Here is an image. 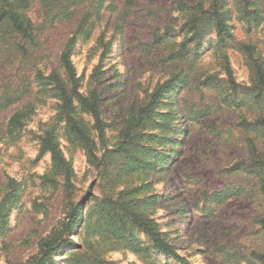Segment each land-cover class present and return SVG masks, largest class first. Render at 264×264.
Masks as SVG:
<instances>
[{"label":"rangeland","instance_id":"374dc122","mask_svg":"<svg viewBox=\"0 0 264 264\" xmlns=\"http://www.w3.org/2000/svg\"><path fill=\"white\" fill-rule=\"evenodd\" d=\"M195 3L107 0L91 24L86 16L89 37L73 52L76 83H70L57 58L71 30L55 32L51 55L38 56L8 22L9 8L0 0V220L6 222L0 225V264H32L39 241L63 220L68 202L88 219L67 234L70 245L49 264H264V201L248 170L264 160V136L256 128L264 114V87L257 102L245 49L252 45L264 64V0H249V8L258 9V23L243 16L240 0H225L233 47L219 50L211 29L194 60L181 64L175 52L190 35L182 25ZM27 14L39 23L37 0ZM175 64L188 73L187 85L167 94L159 106L166 120L159 115L147 120L132 145L137 156L127 157L120 150L127 145L121 129L157 84L180 72ZM52 70L67 90L85 97L98 91L99 126L81 107L77 112L85 120L93 159L64 134V101L47 78ZM15 115L17 126L11 127ZM50 127L73 171L68 195L60 168L52 169L49 154L38 152L39 138ZM107 191L119 201L130 196L181 261L151 249L138 229L134 241L125 239L116 223L121 211L109 215L101 203Z\"/></svg>","mask_w":264,"mask_h":264},{"label":"trees","instance_id":"16d2710c","mask_svg":"<svg viewBox=\"0 0 264 264\" xmlns=\"http://www.w3.org/2000/svg\"><path fill=\"white\" fill-rule=\"evenodd\" d=\"M107 0H37L40 6L41 20L38 24H34L28 16V9L33 0H6V5L9 10L6 11L8 22L11 23L18 36L25 42V47L30 48L33 53L38 56L43 54V57L51 55V48L55 44L54 33L58 30H71L70 36L64 43L57 62L59 67L68 76L70 83H76V73L72 62V55L81 39H86L89 34L83 30L86 16H89L90 24L99 16L97 12ZM243 8V16H251V20L257 19L260 21L257 8H249V0H240ZM195 12L192 13L186 22L182 25V31L190 34L182 42L176 53L177 61L182 64L181 60L196 55L204 36L212 29L216 36V45L219 50H224L228 47H233L231 40V25L228 24V13L225 0H210L207 6H204L201 0H196ZM98 15V16H97ZM9 32V30H7ZM237 47V46H236ZM249 51L252 70L255 73V88L256 101L260 102L262 95L258 94L263 91L264 87V64L258 54H254L253 46L250 44L245 46ZM251 49V50H250ZM252 51V52H251ZM195 63V62H194ZM175 69L180 71L178 74L173 73L168 80L157 84L154 89L146 97V101L138 109L137 113L126 121L121 129V135L127 143L120 150L127 153V157H136L137 153L132 152V145L138 140L140 131L145 127L146 121L153 120L155 115L163 116L166 120V115L159 111V106L162 105L170 91H176L183 85H187L189 81L188 73L184 72L182 67L175 64ZM226 79L234 88L235 82L232 77V71L226 66ZM53 81L56 89L61 94L64 101L62 106L64 116L60 120L63 123L64 134L69 142H79L84 149L88 159H93L92 148L89 144L87 136V128L85 120L77 117L78 107L89 115L94 126L100 124V109L99 97L97 89H93L88 97L78 93L75 89L67 90L65 84L59 77L56 70L49 72L47 78ZM72 91V92H71ZM70 93L75 95L73 101ZM68 105V106H67ZM78 105V106H77ZM148 121V122H150ZM17 116H13L8 125L11 127L17 126ZM257 132L264 136V114H261L256 121ZM38 152L41 154L48 153L50 157L51 168L58 170L63 176L62 185L64 191L67 192L71 186V177L73 171L71 166L64 158L60 147L59 135L55 132V128L50 127L43 132L39 138ZM253 146V141L247 140V147ZM262 159V158H261ZM257 167H249L248 170L255 174L258 179L259 194L264 201V160H257ZM55 182V180H52ZM123 201V202H121ZM119 201L118 198L112 196L110 191L105 192L101 203L104 208H107L109 215H115V211L121 213L117 215L116 223L119 229L123 230V237L128 241H134L133 230L138 229L139 233L143 234L149 243V247L157 251L162 256L175 262H180L181 258L176 253L174 246L170 244L168 239L162 234L155 223L144 216L141 212L136 211L135 202H131V197L126 196L124 200ZM7 214L3 213L2 217ZM88 219L81 210L80 206L68 202L65 209V216L55 228L39 241L37 252L30 258L32 264H49L54 261L53 258L58 256L63 248L70 245L67 234L73 230L79 223ZM264 227V218L261 220ZM6 223L0 220L1 227ZM138 239V238H136ZM264 259V255L262 256ZM98 264H109L98 262Z\"/></svg>","mask_w":264,"mask_h":264}]
</instances>
